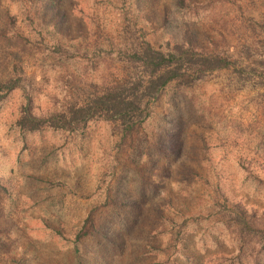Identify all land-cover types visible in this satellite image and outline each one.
<instances>
[{"label":"rangeland","instance_id":"rangeland-1","mask_svg":"<svg viewBox=\"0 0 264 264\" xmlns=\"http://www.w3.org/2000/svg\"><path fill=\"white\" fill-rule=\"evenodd\" d=\"M186 5L0 0V81L21 80L0 92V264H264V0ZM144 41L234 66L170 84L130 133L19 128L28 99L43 118L128 84Z\"/></svg>","mask_w":264,"mask_h":264},{"label":"trees","instance_id":"trees-1","mask_svg":"<svg viewBox=\"0 0 264 264\" xmlns=\"http://www.w3.org/2000/svg\"><path fill=\"white\" fill-rule=\"evenodd\" d=\"M176 1L180 9H187V0ZM126 58L139 71V76L128 84L106 89L83 105H70L63 112L43 118L31 113V100L28 99L18 121L19 128L30 133L46 129L73 134L82 132L94 121H105L118 123L122 132L130 133L150 118L154 103L170 84L177 82L190 86L207 75L234 66L226 58L201 53L189 44L177 45L171 52H162L144 41ZM20 87V79L0 81V92L9 93ZM229 213V218L241 226V230L258 233L239 205H231Z\"/></svg>","mask_w":264,"mask_h":264}]
</instances>
